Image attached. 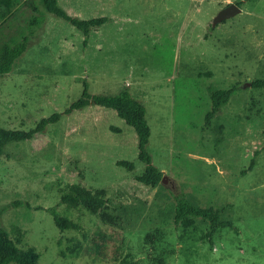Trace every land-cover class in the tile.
Returning <instances> with one entry per match:
<instances>
[{
  "label": "rangeland",
  "instance_id": "1",
  "mask_svg": "<svg viewBox=\"0 0 264 264\" xmlns=\"http://www.w3.org/2000/svg\"><path fill=\"white\" fill-rule=\"evenodd\" d=\"M238 1L239 14L212 25L222 8ZM57 2L73 18L108 21L84 40L39 0H17L0 20V52L28 38L11 72L0 77V127L28 130L62 113L43 133L7 145L0 156L2 226L11 237L19 230V246L34 247L41 264H120L61 254L80 235L59 231L44 209L57 205L67 184L80 183L106 189L111 206L124 209L114 212L115 226L83 209L68 213L84 230L112 236L119 259L131 253L142 264H264V88L251 86L264 78V0ZM84 83L93 95L126 88L145 105L147 150L163 183L151 188L136 180L144 170L137 136L115 111L90 104L63 113ZM209 85L234 93L207 122ZM117 160L133 162L134 169ZM169 192L225 207L237 232L224 229L212 246L198 242L192 255L180 253L171 220L159 215ZM155 229L164 238L151 248L143 237Z\"/></svg>",
  "mask_w": 264,
  "mask_h": 264
},
{
  "label": "trees",
  "instance_id": "2",
  "mask_svg": "<svg viewBox=\"0 0 264 264\" xmlns=\"http://www.w3.org/2000/svg\"><path fill=\"white\" fill-rule=\"evenodd\" d=\"M44 9L68 21L77 28L83 35L84 40L88 37L93 28L100 27L108 21L106 17H97L87 20H79L69 16L60 6L57 0H39ZM17 0H0V20L8 17ZM241 5V2H236ZM28 38L24 37L21 42L13 45H6L0 52V77L5 76L13 69L16 60L25 52ZM209 76V73L206 75ZM83 90L74 102L67 107L63 113H70L72 110L84 108L90 104L111 109L133 128L137 136L138 160L144 163L143 172L136 176L141 184L154 188L161 182L162 172L152 164V157L147 150L151 135V129L146 119L145 105L134 99L126 88L121 89L117 94L93 95L88 92L86 83ZM252 87L264 88V78L255 79L251 82ZM211 109L206 113L205 120L208 122L217 117L219 111L224 107L232 94L234 88H220L214 85L207 87ZM62 113H52L48 117L41 118L34 127L23 129H5L0 127V156L3 155L7 145L18 143L34 138L46 129L47 125L57 122ZM221 128V125L218 124ZM218 129V127H217ZM215 129V130H217ZM217 132V131H216ZM116 165L127 170L134 169V163L127 160H117ZM255 165L251 160L249 168ZM169 203L161 210L159 215L165 220H171L176 239L179 244V252L190 256L193 254L197 243H208L213 245L218 234L224 229L237 232L233 220L226 215L225 207L203 206L197 203L193 197L184 192L167 193ZM107 197V190L104 188H87L80 183L67 184L60 190L59 200L56 206L44 209L52 218L54 225L59 231H77L80 239L71 237L66 245V252L61 254L64 257L77 258L79 256H90L94 260H105L120 262V264H142L135 260L131 253L120 258V247L114 242L112 236L106 234L102 229L97 228L88 232L78 222L72 220L68 213L72 210L83 209L94 215L98 220L109 226H115L118 217L114 212L124 211L120 207L111 206ZM64 206V213L57 210V206ZM2 210L0 209V264H41L40 255L32 246L20 247L21 233L15 231L14 237L2 226ZM164 233L155 229L147 232L143 241L146 245L154 248L163 242ZM163 259H157V263H163Z\"/></svg>",
  "mask_w": 264,
  "mask_h": 264
},
{
  "label": "water",
  "instance_id": "3",
  "mask_svg": "<svg viewBox=\"0 0 264 264\" xmlns=\"http://www.w3.org/2000/svg\"><path fill=\"white\" fill-rule=\"evenodd\" d=\"M241 12V8L236 3H230L222 8L214 17L212 25L215 26L217 23H220L228 18H231ZM164 182V176L161 178V183Z\"/></svg>",
  "mask_w": 264,
  "mask_h": 264
}]
</instances>
